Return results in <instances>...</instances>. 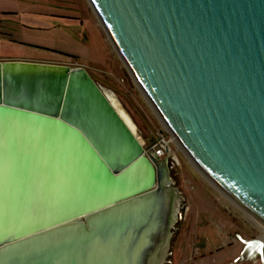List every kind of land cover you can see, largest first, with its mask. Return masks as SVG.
<instances>
[{"label": "water", "instance_id": "95a60500", "mask_svg": "<svg viewBox=\"0 0 264 264\" xmlns=\"http://www.w3.org/2000/svg\"><path fill=\"white\" fill-rule=\"evenodd\" d=\"M157 117L264 230V0H89ZM84 66L0 60V264H168L176 165ZM264 259V239H242Z\"/></svg>", "mask_w": 264, "mask_h": 264}, {"label": "rangeland", "instance_id": "374dc122", "mask_svg": "<svg viewBox=\"0 0 264 264\" xmlns=\"http://www.w3.org/2000/svg\"><path fill=\"white\" fill-rule=\"evenodd\" d=\"M11 56L71 59L119 88L102 85L140 136L147 140L152 128L167 130L89 0H0V57ZM173 148L178 159L174 179L185 208L168 264H264L260 255L245 252L239 240L264 239V230L215 189L176 142Z\"/></svg>", "mask_w": 264, "mask_h": 264}, {"label": "built area", "instance_id": "2783aa9c", "mask_svg": "<svg viewBox=\"0 0 264 264\" xmlns=\"http://www.w3.org/2000/svg\"><path fill=\"white\" fill-rule=\"evenodd\" d=\"M175 142L168 130L157 129L155 130V137L146 140V152L161 159H166L177 166L178 159L173 148Z\"/></svg>", "mask_w": 264, "mask_h": 264}, {"label": "flooded vegetation", "instance_id": "af4514ba", "mask_svg": "<svg viewBox=\"0 0 264 264\" xmlns=\"http://www.w3.org/2000/svg\"><path fill=\"white\" fill-rule=\"evenodd\" d=\"M51 58V57H50ZM50 58H32V57H26V56H11V57H0V60H4V59H23V60H33V61H42V62H48L49 60L48 59H50ZM51 59H55V61L56 62H51V63H62V64H69V65H72V66H80V65H76V63L73 61V60H71V59H68V60H65V59H62V58H56V57H54V58H51ZM50 59V60H51ZM85 67V66H84ZM87 68V67H86ZM88 69V68H87ZM89 70V69H88ZM90 71V70H89ZM91 73H93V74H95L96 76H98L99 78H101V79H104L102 76H99V75H97L96 73H94V72H92V71H90ZM105 80V79H104ZM107 81V80H106ZM108 82V81H107ZM102 85H106L105 83H101ZM114 86V85H113ZM115 87V89L114 88H112V87H110L111 89H113V90H115V91H119V88L118 87H116V86H114ZM151 138H154L155 137V130L152 128L151 129ZM177 231V230H176ZM175 231V232H176ZM177 234H178V231H177ZM239 240H240V242H241V244H242V248H244V246H245V244L243 243V241H242V239H244L243 237H240L239 236ZM251 239H253V238H251ZM223 249V247L221 246V247H219L218 249H217V251H220V250H222ZM257 256H259V255H257Z\"/></svg>", "mask_w": 264, "mask_h": 264}, {"label": "crops", "instance_id": "0c3cea01", "mask_svg": "<svg viewBox=\"0 0 264 264\" xmlns=\"http://www.w3.org/2000/svg\"><path fill=\"white\" fill-rule=\"evenodd\" d=\"M50 59H48L49 60L48 62H56L55 59L54 60L53 59L50 60Z\"/></svg>", "mask_w": 264, "mask_h": 264}, {"label": "trees", "instance_id": "16d2710c", "mask_svg": "<svg viewBox=\"0 0 264 264\" xmlns=\"http://www.w3.org/2000/svg\"><path fill=\"white\" fill-rule=\"evenodd\" d=\"M68 57H69V58H71V57L73 58V56H70V55H68Z\"/></svg>", "mask_w": 264, "mask_h": 264}]
</instances>
